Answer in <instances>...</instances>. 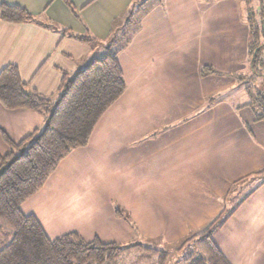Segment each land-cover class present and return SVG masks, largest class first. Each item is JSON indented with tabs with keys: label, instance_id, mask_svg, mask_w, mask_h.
<instances>
[{
	"label": "crops",
	"instance_id": "obj_1",
	"mask_svg": "<svg viewBox=\"0 0 264 264\" xmlns=\"http://www.w3.org/2000/svg\"><path fill=\"white\" fill-rule=\"evenodd\" d=\"M68 1L0 0L34 18L0 21V71L15 66L27 89L53 98L63 74L82 70L126 25L130 40L118 56L125 92L22 213L51 240L76 232L86 241L140 236L167 245L221 215L212 240L227 261L264 264V184L250 179L264 169V120L232 77L248 69L245 1ZM131 9L138 14L125 24ZM203 67L223 75L201 76ZM236 88L245 98L230 95ZM225 89L227 100H217ZM43 126L37 113L0 105V158L9 151L3 136L18 143Z\"/></svg>",
	"mask_w": 264,
	"mask_h": 264
},
{
	"label": "trees",
	"instance_id": "obj_2",
	"mask_svg": "<svg viewBox=\"0 0 264 264\" xmlns=\"http://www.w3.org/2000/svg\"><path fill=\"white\" fill-rule=\"evenodd\" d=\"M63 1L70 7L68 0ZM137 14V10L131 9L125 24L131 23ZM0 21L30 23L34 18L18 6L1 3ZM246 23L249 30L248 72L252 78H257L252 84L258 85L259 80H264L263 0L259 1L258 10L247 9ZM124 27L119 36L116 34L117 37L102 45L103 53L82 70L72 75L63 74L57 95L53 98L27 89L15 66L9 65L0 71V105L6 110H27L44 118L40 131L18 143L3 136L9 151L0 158V264H114L136 245L104 243L97 238L86 241L76 232L51 240L33 216L21 211L22 204L43 188L69 153L87 146L99 119L125 92L126 85L118 62L119 54L130 40L129 30L126 25ZM70 37L87 45L97 42L93 38L73 34ZM200 74L223 75L211 67L201 68ZM242 76L232 77L241 84ZM247 84L244 86L250 95ZM256 87L254 92L258 94L250 97L248 105L255 119L261 121L264 120V95L263 90ZM261 178L260 182L264 184V169L250 176L252 180ZM116 213L129 221L122 210H116ZM225 220L220 215L201 233L182 240L177 248L169 247L170 252L159 251L155 247H143L142 250L150 255L156 253L158 264H164L169 255L182 252L185 263L181 264H230L212 240L213 233Z\"/></svg>",
	"mask_w": 264,
	"mask_h": 264
},
{
	"label": "rangeland",
	"instance_id": "obj_3",
	"mask_svg": "<svg viewBox=\"0 0 264 264\" xmlns=\"http://www.w3.org/2000/svg\"><path fill=\"white\" fill-rule=\"evenodd\" d=\"M152 1L153 0H149L148 1V5L151 4ZM244 1H245V7H246V9H249L250 11H252V10L254 11L256 9V6H257L256 0H244ZM138 8L141 9V12H142V10H144L143 5L142 6H139ZM247 68H248V64H247ZM263 74H264V70H263ZM233 75H235V74H233ZM242 79H243V82L245 84L248 83L247 86L249 85V87H250V95L248 94L247 97H246L248 99L247 100L248 103L251 102V100H250V97L251 96H254V95L258 94L257 91L254 92V90H257V89H254V86L255 87L257 86L256 88H258V90L259 89L260 90H263V95H264V80H259L257 82L258 85L257 84H254V83L252 84V82H255V80L257 78L256 79L254 77L252 78L251 74H249V72H248V69H247V73L242 76ZM259 79H261V77ZM237 88L236 89H233L231 91V94L230 95H232L233 97L234 96H237V97H240V98L241 97L242 98H245V96L241 95L240 93H236V92H239V89H237ZM216 99L217 100L218 99H225V100H227V89L224 90V93H217ZM260 180H263V179L262 178L261 179H258V181H260ZM131 227H132V225H131ZM103 241H107V240H103ZM181 242H182V240H180L177 243H173V244H169L168 243L169 245H167L160 238H155V240L148 241V240L142 239L140 236H136L135 240H130L129 242H124V243L119 242V243H122V244H125V245L131 244V245L134 246L136 244L138 246L135 247L136 246L135 245L133 247V249L125 252L124 254H122L121 257L114 264H158V259L156 258L157 255L154 256L156 253H154V255H150V254H148V253H146V252L143 251L144 250L143 247H145V248H154L155 247L154 249H156V250L167 252V250L169 251V249H168L169 247H172L173 246V248L174 247L177 248L181 244ZM151 253H153V252H151ZM182 253L181 254H178V255H175L174 253L171 254V255H169L168 257H166L164 259V264H181L182 262H184L183 259H182L183 258L182 257L183 254ZM156 259H157V261H156Z\"/></svg>",
	"mask_w": 264,
	"mask_h": 264
}]
</instances>
